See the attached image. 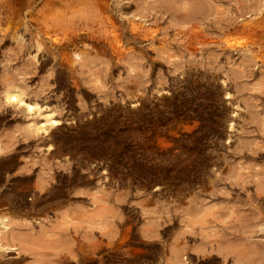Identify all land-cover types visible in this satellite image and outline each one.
<instances>
[{
    "label": "rangeland",
    "instance_id": "374dc122",
    "mask_svg": "<svg viewBox=\"0 0 264 264\" xmlns=\"http://www.w3.org/2000/svg\"><path fill=\"white\" fill-rule=\"evenodd\" d=\"M0 252L264 264V0H0Z\"/></svg>",
    "mask_w": 264,
    "mask_h": 264
},
{
    "label": "bare ground",
    "instance_id": "6f19581e",
    "mask_svg": "<svg viewBox=\"0 0 264 264\" xmlns=\"http://www.w3.org/2000/svg\"><path fill=\"white\" fill-rule=\"evenodd\" d=\"M5 101H7L8 102V104H11V105H21V104H23V100H22V95H21V93L20 92H18V91H14V90H11V91H6V93H5ZM25 106H26V109L27 110H31V109H33L34 107L33 106H31V105H28V104H25ZM36 109V108H35ZM40 109V108H39ZM38 112V111H37ZM50 115V114H49ZM51 116V115H50ZM49 118V117H48ZM52 118V117H51ZM50 120V119H49ZM53 123H55V122H53ZM52 123V124H53ZM48 124V123H47ZM46 124V125H47ZM40 125V124H39ZM55 125V124H54ZM42 126H44V124L42 125ZM48 127V126H47ZM47 127H44V128H47ZM39 130H43V128H39V129H37V131H39ZM49 130V129H48ZM40 132V131H39ZM46 134V133H45ZM48 149H50V148H48ZM24 249H22V251H23ZM26 250V249H25ZM24 250V251H25ZM20 251H21V249H20ZM26 251H29L28 249L26 250ZM26 251H25V253H26ZM1 253V252H0ZM22 253V252H21ZM24 254V253H23ZM19 255H21V254H19ZM25 255V254H24ZM21 256H23V255H21ZM24 257V256H23Z\"/></svg>",
    "mask_w": 264,
    "mask_h": 264
}]
</instances>
